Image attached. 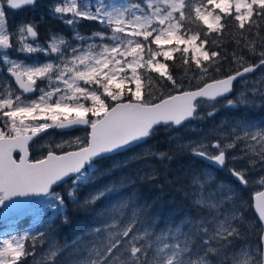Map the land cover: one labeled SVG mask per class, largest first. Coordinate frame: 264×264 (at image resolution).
<instances>
[{
  "label": "snow or ice",
  "instance_id": "6c2138e0",
  "mask_svg": "<svg viewBox=\"0 0 264 264\" xmlns=\"http://www.w3.org/2000/svg\"><path fill=\"white\" fill-rule=\"evenodd\" d=\"M38 2L0 0V215L22 219L32 214L33 198L42 197L52 216L42 229L0 239V264H23L28 257L37 264L42 244L49 246L47 264H264V127L242 115L215 142L204 137L185 147L212 167L233 164L227 170L243 188L258 186L250 205L254 221L244 215L239 194L227 184L217 185L210 172L193 175L195 190L187 193L195 197L197 216L160 229L135 194L123 195L135 180L120 176L79 198L81 187L139 159L115 157L158 129L203 119L201 106L214 102L207 112L212 117L217 103L240 112L241 105L255 106L257 97L264 100V75L254 82L260 87L237 100L228 98L235 81L264 69V0H51L50 15L75 33V42L57 33L41 42L34 22L9 23L11 10L35 8ZM85 21L98 30L82 34ZM227 40L239 51L228 52ZM245 52L257 62L246 60ZM37 54L47 59L27 62ZM230 57L239 67L222 79L186 86L187 73H176L177 63L186 69L194 64L203 79L210 69L219 73ZM71 129L85 134L52 140L56 130ZM240 145L242 156L229 151ZM237 160L245 166L235 167ZM104 161L113 163L100 171L97 165ZM61 187L64 194L57 191ZM110 194L121 198L109 207L97 206ZM68 201L95 211L101 222L91 229L94 241L86 255L60 261L76 248L75 243L61 248L53 235L57 217L62 225L71 223Z\"/></svg>",
  "mask_w": 264,
  "mask_h": 264
},
{
  "label": "trees",
  "instance_id": "16d2710c",
  "mask_svg": "<svg viewBox=\"0 0 264 264\" xmlns=\"http://www.w3.org/2000/svg\"><path fill=\"white\" fill-rule=\"evenodd\" d=\"M18 16H20L18 20L28 21L23 15ZM42 27L39 37L41 42H44L50 33H57L66 40L70 39L71 34H73V31L66 27L61 21L47 14L45 23ZM95 30H98L97 26L86 21L82 22L79 28V31L84 35H90L91 32ZM226 48L228 52L239 51L235 43L231 40H227ZM244 56L246 60L253 63L258 60L256 57L249 56L247 52L244 53ZM238 67L237 64L231 62L230 57L229 62L222 63L219 73L213 72L210 69L209 74L204 76L203 79H201L199 69H197L194 64L186 69L184 66L177 63L176 73L179 77H184L185 73H187V79L185 81L186 86H189V81L191 86H198L204 81L209 82L212 79L225 78L227 75L234 73ZM159 91L165 92V94L167 93V89H159ZM220 116V118L214 117V121L230 125L232 121L231 110L228 108L222 109ZM173 130L174 131H167L164 128H160L154 136L149 138L148 145H151L150 148H152L153 153H157L155 156H145L142 154L139 147L133 148L128 153L116 156L115 159L119 158L120 162H123L124 159L128 157L127 155H130V157L138 155L137 157L140 158L131 160L126 167L117 170L111 177L103 176L94 184L81 187L79 198L83 200L94 188L107 184L112 179L124 176L136 182L123 189V195L132 196L135 194L136 203L144 207L145 215L149 220L154 219L156 221L157 229L164 228L169 223L175 226L176 223L187 216L195 218L197 216V210L193 208L191 203L192 199L195 197L187 195V193H193L195 190V186L191 184L193 175H198L200 172H209L213 168L204 163L200 158L194 157L191 151L185 147V142L179 141L181 135H179L178 130ZM159 153H166L167 156L171 158L161 160L158 155ZM112 163L113 161H104L98 164L97 168L103 171L111 167ZM215 172L216 173L213 174H215L216 181L226 184L228 175L224 172ZM151 174H154V179L143 181L139 179L140 176ZM63 189L64 188L61 187L58 188L57 191L64 194ZM120 198L119 196L110 194L103 201H98L97 206L109 207ZM247 199H250V197H247ZM243 201L244 198L239 195L238 203H243ZM67 209L70 213V225H62L61 218L57 217L54 222L56 230L53 235L61 248L68 246L69 249H71L74 243L76 244V248L67 251L64 256L58 257L60 261H65L72 255H86L88 249L91 247V243L94 241L91 229L101 222L95 211L91 209H82L74 205L72 201H68ZM130 215L131 208L125 209V219L129 218ZM245 215L255 220V214L252 211L250 212L247 210ZM31 218L32 217L11 219L10 222L11 225H16L17 231H21L29 224ZM77 238H79V240ZM41 264H47V261Z\"/></svg>",
  "mask_w": 264,
  "mask_h": 264
},
{
  "label": "flooded vegetation",
  "instance_id": "af4514ba",
  "mask_svg": "<svg viewBox=\"0 0 264 264\" xmlns=\"http://www.w3.org/2000/svg\"><path fill=\"white\" fill-rule=\"evenodd\" d=\"M50 2H51V0H39L38 5L35 8L28 6V7L21 9V10H11L10 13L12 15V18L9 19V23H11V25H12V23L15 22V26H16L17 25L16 21H18V19L20 18V16H18V15H23L25 18L28 19L29 22H34L35 24L38 25V33H39V37H40V33H41L42 28H43L42 25H44V23H45L46 14L50 15L49 7H48ZM261 72H262V69H257L256 72L247 74L246 77H244L243 79H238L234 84V88H233L234 94L237 92V88H239V86H242L243 85L242 83L246 79H248L252 75H254V76L256 75V77L258 78L257 74H259ZM232 97H234V95H231L228 98L232 99ZM218 100H220V99H218ZM235 100H237V99H235ZM211 103H214V102H211ZM201 110H202L201 108L198 109V111H201ZM231 112H232V120H234L235 118L242 115L244 118L253 122L257 126L264 127V100L258 99V97L256 99L255 106L241 105L240 106V112H236L234 110H231ZM220 114H221V111H216L215 115L212 117H209V116L205 117V116L200 114L201 116L204 117L203 119L192 120V121L188 122V124H186V126L188 125L187 128L195 126L194 127V128H196L195 130H198L197 132H199V134H200V139L207 137L210 140H215V138L219 134V132H226L230 126V125L224 124L223 122H221V123L219 122L220 123L219 124L218 122L214 121V117H217V118L221 117ZM255 121L257 123H255ZM186 126L183 127V129H185ZM150 146L151 145H148V142H147V144L145 142L144 145L140 146L139 148H140V151L142 152V154H144L147 151L152 152V148H150ZM233 152H236L238 155L242 156L244 154L243 153V145H240V147L238 149H234ZM204 163H206V162H204ZM206 164H208V163H206ZM227 167H229V165H227ZM227 167H219V168L212 167L213 169L210 170L209 172L213 175V178L215 179V181H216V177L214 176L215 174H213V173H216L215 171L226 173L228 175V181L226 184L228 186H230L231 188H233L240 196H242L244 198L243 203L246 204V209L248 211H250V212L252 211L254 213V210L250 205H251L252 197L255 194V191L259 190L258 186L254 185L255 189L252 186L249 188H243L242 186H240L238 183L235 182L234 177H232L230 175V173L227 170ZM253 175H258V173H254ZM247 189H249V191H246ZM247 197H250V199H247ZM250 208H251V210H250ZM246 211L244 212V215H245ZM7 224L8 225L10 224V219L8 220Z\"/></svg>",
  "mask_w": 264,
  "mask_h": 264
},
{
  "label": "rangeland",
  "instance_id": "374dc122",
  "mask_svg": "<svg viewBox=\"0 0 264 264\" xmlns=\"http://www.w3.org/2000/svg\"><path fill=\"white\" fill-rule=\"evenodd\" d=\"M11 18H12V15L9 12V19H11ZM16 22H17V25H20L22 23H28L29 21L18 20ZM12 25L15 26V22H13ZM74 35H75V33L73 32V34H71V36H70V39H68V40L75 42L73 40ZM12 57L16 58V59H20V60H24L25 59L23 54H17V53H12ZM34 59H38L39 62L43 63V61H45V59H47V58L44 57L43 55L37 54V56H35V57H29L27 62L31 63ZM262 75H264V69H262L261 73L257 74L258 78L256 77V75L255 76L252 75L248 79H246L245 81H247V82L244 81L242 83L243 85L239 86V88H237V92L234 94V97H232V99H234V100L235 99H239L240 98V94L242 92H244L245 95H247L248 94V90L250 88H252L253 86L260 87L261 85L259 83H255V85H254V82L259 81ZM258 99H260V98L258 97ZM216 108H217V111H221L222 109H226L227 107L222 106L221 103H217L216 104ZM201 109L202 110L199 111V113L201 115L207 117V112L212 110L211 102L209 104L201 106ZM187 126H186L185 129L182 128L181 130H178L179 135H181V137H182V138L180 137L181 139L179 138V141L181 140V142H183V143L185 142V145H189V144H191L193 142L200 141L201 140L200 139V134H199V132H197L198 130H195L196 129V128H194L195 126L194 127H189V128H187ZM75 131H77V132H75L73 135H68V134H63V133L59 134V133H57L55 131V133L52 136V140H54L56 142H59L62 139H68L70 137H75V136H83L85 134L84 131L80 130V129L79 130H75ZM172 131H174V130L172 129ZM212 141L215 142V140H212ZM42 142H45V141H42ZM233 150H229V151L233 152ZM127 156L129 158L126 157L124 159V161L125 160H129L131 158L130 155H127ZM134 156H138V155H134ZM115 160L116 161H120L119 158L115 159ZM236 163L234 162L235 167H237V168H243L245 166L244 162L242 160H237ZM228 165H229V167L233 166V164H231V163H229ZM219 184H220V182H217V185H219ZM252 187L255 189L254 185H252ZM63 191L65 193L66 189L64 188ZM246 191H249V189H247ZM35 201H36V203L33 205L32 214L25 216V217H32L31 221H29V224L26 225V227L23 228L21 231H17L16 230V225L15 224L11 225V222H10L9 225L7 224L9 219L10 220L11 219H17V215L16 214L7 213L5 215H0V225H1V227H0V239L4 238L5 236H8V235H14V234H17V233H22V232H24L26 230H29V229H31L33 232H35V231L43 228L44 221H46L49 217L52 216V212H51V210L46 208V204H45V199L44 198H42V197L41 198H37V199H35ZM247 219L249 221H254L250 217H247ZM48 250H49V246L47 244L38 245V247L36 249V256H35V260H36L37 264H41V263H44V262L47 261ZM32 259H33L32 257H28L27 260H25L23 262V264H32Z\"/></svg>",
  "mask_w": 264,
  "mask_h": 264
},
{
  "label": "water",
  "instance_id": "95a60500",
  "mask_svg": "<svg viewBox=\"0 0 264 264\" xmlns=\"http://www.w3.org/2000/svg\"><path fill=\"white\" fill-rule=\"evenodd\" d=\"M236 82V81H235ZM235 82H234V84H235ZM234 84H233V88H234ZM231 96V94L229 95V97ZM218 99H221V98H218ZM192 121V120H191ZM188 122H190V121H188ZM188 122H186V124L188 123ZM184 126V125H183ZM183 126H181V127H183ZM181 127H179V128H181ZM179 128H176V129H179ZM73 130H76V129H71V130H57V131H59V132H67V131H73ZM143 143H145V142H142L140 145H142ZM139 146V145H138ZM196 158H198V157H196ZM202 160V159H201ZM204 161V160H203ZM204 162H206V161H204ZM207 163V162H206ZM35 198H37V197H34L33 198V200L35 199Z\"/></svg>",
  "mask_w": 264,
  "mask_h": 264
},
{
  "label": "bare ground",
  "instance_id": "6f19581e",
  "mask_svg": "<svg viewBox=\"0 0 264 264\" xmlns=\"http://www.w3.org/2000/svg\"><path fill=\"white\" fill-rule=\"evenodd\" d=\"M255 109V108H254ZM256 113V112H255ZM255 123H257L256 121H255ZM262 126V125H261Z\"/></svg>",
  "mask_w": 264,
  "mask_h": 264
}]
</instances>
